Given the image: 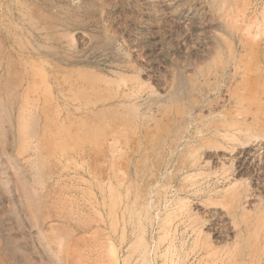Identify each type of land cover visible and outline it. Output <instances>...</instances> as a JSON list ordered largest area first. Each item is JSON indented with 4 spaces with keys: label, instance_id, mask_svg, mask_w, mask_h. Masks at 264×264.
I'll use <instances>...</instances> for the list:
<instances>
[{
    "label": "rangeland",
    "instance_id": "obj_1",
    "mask_svg": "<svg viewBox=\"0 0 264 264\" xmlns=\"http://www.w3.org/2000/svg\"><path fill=\"white\" fill-rule=\"evenodd\" d=\"M0 264H264V0H0Z\"/></svg>",
    "mask_w": 264,
    "mask_h": 264
},
{
    "label": "bare ground",
    "instance_id": "obj_2",
    "mask_svg": "<svg viewBox=\"0 0 264 264\" xmlns=\"http://www.w3.org/2000/svg\"><path fill=\"white\" fill-rule=\"evenodd\" d=\"M44 80V79H43ZM44 82V81H43ZM44 84V83H43ZM45 86V85H44ZM46 89H47V87H46ZM12 191V190H11Z\"/></svg>",
    "mask_w": 264,
    "mask_h": 264
}]
</instances>
